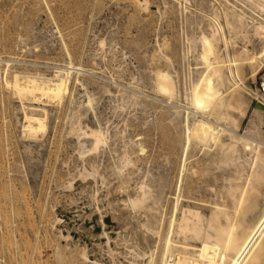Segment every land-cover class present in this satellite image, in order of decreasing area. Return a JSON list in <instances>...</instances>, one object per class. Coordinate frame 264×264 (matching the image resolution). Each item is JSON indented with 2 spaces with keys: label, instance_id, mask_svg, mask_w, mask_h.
Wrapping results in <instances>:
<instances>
[{
  "label": "rangeland",
  "instance_id": "1",
  "mask_svg": "<svg viewBox=\"0 0 264 264\" xmlns=\"http://www.w3.org/2000/svg\"><path fill=\"white\" fill-rule=\"evenodd\" d=\"M185 1L0 0V135L4 143L0 148V264H70L69 258L76 243L87 244L94 258L95 251L91 250L92 244L84 234L85 227L93 226L88 215L93 209L102 227L101 212L96 209L100 206L103 215L112 221L113 209L109 206L107 210L108 204H102L103 196L98 193L110 186L111 174L119 167L124 175L136 170L137 181L146 179L151 183L157 200L153 211L158 217H164L165 222L168 220L185 159L182 126L185 108L181 111V123L169 121L168 111L178 100L169 103L167 97L153 86L155 70L158 69L161 79L176 81L174 89L181 100L179 103L184 104L185 88L203 66L198 58V42H193L192 52L187 54V59L184 58L183 50L187 49L184 46L188 45L186 35L197 34L200 27L209 28V23L214 22V4L219 7L218 18L227 29L222 7L218 5L224 0H205L202 5L199 0ZM231 1L245 7L241 5L242 0ZM186 4L198 16L199 23L191 24L187 20L186 12L179 8ZM245 8L255 19L264 20V11L249 5ZM225 32L228 36V29ZM232 43L244 46V41L239 38ZM65 44L72 52L75 66L84 68L73 69L72 97L68 95L63 104L46 100L47 127L37 136L31 135L22 126L24 112L19 97L2 85L6 62L10 64L9 76L16 71L49 76L57 66L69 60ZM246 44L253 50L260 47V40L253 38ZM233 45H230L231 50ZM160 46L173 54V65L164 61ZM263 73L264 65L254 79L250 78V87L257 92L253 93V101L236 128L238 134H245L256 121L254 110L263 100L258 91ZM87 90L95 98L92 109L83 105ZM132 93L138 95L137 101L131 97ZM99 124L110 128L108 145L81 155L79 143L89 146L91 137H79L78 131ZM142 142L147 147L146 153L138 155ZM203 148L199 144L189 149L188 166L195 162L202 165L210 155L219 151L214 147L209 151ZM93 167L99 169L96 177L91 175ZM234 167L225 162L213 163L210 170H201L202 173L195 177L189 191L195 196L192 200L198 201L197 205L206 215L209 214L208 201L222 200V188L228 186V179L235 173ZM186 173L182 194L188 190L185 187ZM183 199L185 202L186 198ZM136 213V220L147 221L144 210ZM107 224L109 232L117 233L113 225ZM106 238L97 240L101 245V261L110 255ZM116 240V237L112 238L114 243ZM122 242L120 240L118 246L121 247L118 248L123 253L115 254L117 264H141L144 259L133 255ZM78 256L75 254L74 264L91 263H83Z\"/></svg>",
  "mask_w": 264,
  "mask_h": 264
},
{
  "label": "bare ground",
  "instance_id": "2",
  "mask_svg": "<svg viewBox=\"0 0 264 264\" xmlns=\"http://www.w3.org/2000/svg\"><path fill=\"white\" fill-rule=\"evenodd\" d=\"M203 1L205 0H199L200 5ZM224 1V3L222 1L218 2V5L222 7L220 9L221 12L223 11V20L228 29V36L225 32L227 29L218 18L219 7L215 4L213 7L211 6L215 11V17L212 19L214 22L209 23L208 29L200 27L197 34H187L185 32L188 45L184 46L185 48L187 46V49L183 50L184 58L192 52L193 42H198V58L203 66L198 70V76L192 79L190 85L185 88L184 104H182L183 102L179 103L181 100H179V95L174 89L176 81L169 78L161 79L158 69L155 70L153 86L167 97L169 103H172L174 99L178 100V103H172L168 111L169 121L174 122L177 120L180 122L183 113H181L182 108H185V115L182 120L185 159L179 177L178 191L175 192V201L171 207V214L169 218L165 215L168 220L165 222L164 217H158L153 211L157 207V205L155 206L157 200L155 192H153L155 189L152 188L151 183L146 179L137 181L136 176H134L136 170L124 175L119 167L111 174L113 175L111 181L113 184L111 183L112 185L106 186L105 191L98 193V195L103 196L101 199L103 200L102 204H108V207L105 206L107 210L110 208L109 206L113 209L112 221L106 218L107 215H103L104 212L100 206L98 208L94 207L100 209L102 227H100L101 224L99 225L93 209L92 213L90 212L91 214L88 215L91 219L89 223H93V226L85 227L84 234L92 244L91 250L95 251L94 258L91 257L87 244L76 243V247L71 251V258H69L72 261H70V264H74L75 254L79 255L78 257L82 259L83 263L117 264L115 254L123 253L119 249L121 245L118 246L120 240L125 242V245L132 251L131 253H134L133 255L144 259L143 262L139 261L141 264H264V96L260 92L263 100L256 104L254 110L256 121L253 122L252 127L247 129L245 134L239 133V135L236 131L253 101L255 95L253 93L257 92V89L250 87V78L253 77L251 79H254L255 75L259 73L260 67L264 65V20L255 19L246 11L245 7L249 5L254 9L264 11V0H242L241 5L245 7H239V3H234L231 0ZM194 3L198 4V2ZM179 8L182 12H186L187 20L191 24L199 23L198 16L193 14L187 4L181 5ZM238 38L244 41V46L233 45L232 41ZM253 38L260 40V47L250 50L246 43L252 42ZM222 42L224 47H222ZM230 45H233L232 50ZM65 51L69 60L66 64L57 66L54 73L49 76L43 73L17 71L9 76L10 64L6 62L7 67L3 72L5 74L4 78L2 77V85L11 89L19 97L24 112V124L22 126L31 135L37 136L39 132L44 131L47 127L48 112L44 107L47 104L46 100L47 102L54 101L59 104L66 100L65 98L72 92L70 83L72 82L73 69L80 70L84 68L79 67L80 65L75 66L72 52L66 44ZM160 53L164 54L165 62L173 65V54L162 46H160ZM175 55L177 56V54ZM86 94L87 99L83 105L92 109L95 98L88 90ZM130 95L134 100L138 98L136 93ZM109 129L99 124L97 127L78 131L79 137L81 135L91 137V145L88 144L90 147L86 146L84 142L79 143L81 144V155L87 152H96L109 143L108 140L111 137ZM2 139L0 135V148L4 145ZM181 140L179 141L181 142ZM199 144L204 147L203 149H206L205 151H209L208 149L212 147L219 151H215L216 153L214 152L208 159L204 160L203 167L198 162L188 166L189 149ZM146 148L142 142L137 150L140 152H138V155L146 153ZM241 148L243 151H241ZM219 162L233 164L235 173L233 177L230 176L231 179H228L229 183L228 186L225 185L226 189L224 186L225 190L222 188V200L212 199L214 201H208L209 214L206 215L200 210V205H197L198 201L192 200L195 199V196L191 194L192 192L189 189L192 188L196 180L195 177L198 174L200 175L201 170L208 171L211 164H218ZM98 170L93 167L91 175L96 177ZM184 172H187L185 187L188 190L186 194H182ZM212 183L214 182L212 181ZM222 195H220V198ZM96 197L100 200L97 195ZM181 197L186 198L185 202L182 201ZM142 210L148 216L145 215L148 218L147 221L136 220L135 213ZM106 222L113 225L117 233L113 230V232H109ZM105 236L108 238L110 255L109 258H104L105 260L101 261L102 257L100 258L101 251L99 249L101 245L97 243V240L99 237L103 238ZM113 237L118 239L115 243L112 241ZM121 255L123 256V254ZM63 257V255L60 257L62 261ZM65 261L64 259L63 262ZM122 262L124 263V261Z\"/></svg>",
  "mask_w": 264,
  "mask_h": 264
},
{
  "label": "built area",
  "instance_id": "3",
  "mask_svg": "<svg viewBox=\"0 0 264 264\" xmlns=\"http://www.w3.org/2000/svg\"><path fill=\"white\" fill-rule=\"evenodd\" d=\"M259 92L264 96V75L261 77L260 80Z\"/></svg>",
  "mask_w": 264,
  "mask_h": 264
}]
</instances>
